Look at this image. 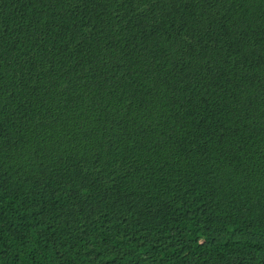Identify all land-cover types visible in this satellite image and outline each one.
Returning a JSON list of instances; mask_svg holds the SVG:
<instances>
[{
	"label": "trees",
	"instance_id": "1",
	"mask_svg": "<svg viewBox=\"0 0 264 264\" xmlns=\"http://www.w3.org/2000/svg\"><path fill=\"white\" fill-rule=\"evenodd\" d=\"M0 264H264V0H0Z\"/></svg>",
	"mask_w": 264,
	"mask_h": 264
}]
</instances>
